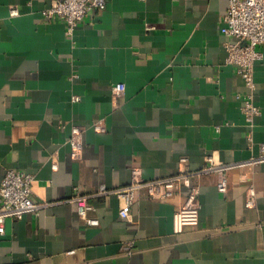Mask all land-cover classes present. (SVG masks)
<instances>
[{"label":"crops","instance_id":"1","mask_svg":"<svg viewBox=\"0 0 264 264\" xmlns=\"http://www.w3.org/2000/svg\"><path fill=\"white\" fill-rule=\"evenodd\" d=\"M50 2L0 0V182L9 168L29 172L33 199L46 203L5 219L0 264H264V44L253 68L260 113L249 127L237 98L248 89L225 62L228 0H107L71 33L44 17ZM99 120L105 130L93 128ZM74 126L83 128L76 157ZM207 155L237 166L225 192L215 172L192 177L199 221L178 233L185 186L163 200L141 194L129 218L116 195L91 198L96 225L68 201L172 175L180 157L201 169Z\"/></svg>","mask_w":264,"mask_h":264},{"label":"built area","instance_id":"2","mask_svg":"<svg viewBox=\"0 0 264 264\" xmlns=\"http://www.w3.org/2000/svg\"><path fill=\"white\" fill-rule=\"evenodd\" d=\"M107 0H51L50 5L44 9L46 19L57 17L61 19L68 33L82 21L91 9L103 10ZM19 10L13 6L10 15H18ZM221 32L228 37L225 40V62L235 67L242 77L247 92L237 94L242 100L241 110L249 127H253L255 116L260 113L259 107L254 103L253 91L255 81L253 68L254 63L261 57L258 46L264 44V0H228V8L222 15ZM123 83H116L113 87L115 93L124 91ZM74 100L79 96L73 95ZM95 130H105L103 123H92ZM83 128L74 126L68 139L71 155L78 156L82 151L83 144L81 133ZM250 138V136H249ZM262 153L260 160H264V145H261ZM237 166V163H225L217 161L213 155L206 156V164L197 170L187 166V158L180 157L178 172L165 177L153 179H132L128 184L119 187H107L100 185L95 191L87 194L78 193L68 201L73 203L79 216L89 225L98 224V219L88 216V212L94 210L90 199L106 195H116L122 200L120 216L129 218V209L141 194L154 200H163L172 197L180 186L187 187L188 193L183 203L176 209L172 217V229L175 233L181 232L187 226H196L199 221V189L192 185V177L203 172H215L219 175L217 189L225 192L227 189V171ZM34 177L31 173L15 168L5 171L0 182V233L4 231L3 223L6 218H21L25 213H38L46 203L37 202L33 199L32 183ZM255 204V192L253 188L248 190L246 205Z\"/></svg>","mask_w":264,"mask_h":264}]
</instances>
